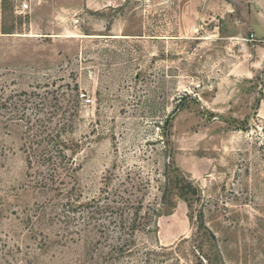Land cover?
I'll return each mask as SVG.
<instances>
[{
	"label": "rangeland",
	"instance_id": "374dc122",
	"mask_svg": "<svg viewBox=\"0 0 264 264\" xmlns=\"http://www.w3.org/2000/svg\"><path fill=\"white\" fill-rule=\"evenodd\" d=\"M210 2L41 0L21 12L0 0V103L44 86L77 101L74 198L117 201L133 185L144 208L166 195L170 210L123 253L115 213L83 232L68 179L63 193L35 186L22 129L0 109V264H264V64L240 77L244 0L231 17ZM181 175L196 197L176 196Z\"/></svg>",
	"mask_w": 264,
	"mask_h": 264
},
{
	"label": "trees",
	"instance_id": "16d2710c",
	"mask_svg": "<svg viewBox=\"0 0 264 264\" xmlns=\"http://www.w3.org/2000/svg\"><path fill=\"white\" fill-rule=\"evenodd\" d=\"M44 87L47 88L14 95L9 107L5 101L0 103V109H10L15 124L22 129L21 150L26 157L28 177L41 191L58 193L65 191V178L68 179V215L76 213L84 220L83 232L88 229L98 231L101 226L98 223L103 216L106 213L110 215L115 213L117 241H122L117 248L120 253L129 247L138 234L145 231L156 233L157 219L163 214L170 213L167 209L169 201L166 200V195L161 197L159 207L147 208H144L143 201L146 194L136 197L133 185L122 192L124 197L118 195L117 201L109 197H92L86 201H79L78 196L74 198L72 187L69 185L79 169L76 157L81 151V143L70 135L72 121L78 114V104L74 100L64 104L63 93H59L58 89L49 90L48 86ZM66 87L68 88V84ZM74 89L78 90L77 85ZM164 124L165 127L169 125L168 117ZM161 135L166 136L165 128ZM173 182L175 183L173 189L178 198L185 199L187 195L197 196L196 189L184 176H175ZM200 226L202 227L201 217ZM126 236H129L130 242Z\"/></svg>",
	"mask_w": 264,
	"mask_h": 264
},
{
	"label": "crops",
	"instance_id": "0c3cea01",
	"mask_svg": "<svg viewBox=\"0 0 264 264\" xmlns=\"http://www.w3.org/2000/svg\"><path fill=\"white\" fill-rule=\"evenodd\" d=\"M233 0H211V4L214 8L219 9L216 11L217 15L221 13L226 14L228 17H231L235 12L236 7L232 4ZM246 5V14L242 13L243 18L247 20V26L249 28V37L245 45L246 53V64H249L246 70L242 71V76L245 80L250 81L253 70L255 67H260L264 64V0H244ZM242 39H245L241 37ZM231 40L237 41V36H231ZM249 39V38H246ZM254 43V44H253Z\"/></svg>",
	"mask_w": 264,
	"mask_h": 264
},
{
	"label": "built area",
	"instance_id": "2783aa9c",
	"mask_svg": "<svg viewBox=\"0 0 264 264\" xmlns=\"http://www.w3.org/2000/svg\"><path fill=\"white\" fill-rule=\"evenodd\" d=\"M32 1H35V2H40L41 0H21V3H20V11L21 12H29L31 11V4H32ZM251 38L249 39H243L245 42H248L250 41ZM199 87V86H198Z\"/></svg>",
	"mask_w": 264,
	"mask_h": 264
}]
</instances>
